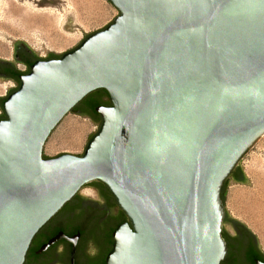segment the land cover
Wrapping results in <instances>:
<instances>
[{
    "label": "water",
    "instance_id": "95a60500",
    "mask_svg": "<svg viewBox=\"0 0 264 264\" xmlns=\"http://www.w3.org/2000/svg\"><path fill=\"white\" fill-rule=\"evenodd\" d=\"M109 1L112 23L35 62L2 104L0 264H24L41 229L98 181L130 222L107 264H222L223 229L234 235L224 219L250 230L227 194L251 186L239 162L264 136V0ZM97 90L112 107L97 108L84 154L45 159L52 132Z\"/></svg>",
    "mask_w": 264,
    "mask_h": 264
},
{
    "label": "rangeland",
    "instance_id": "374dc122",
    "mask_svg": "<svg viewBox=\"0 0 264 264\" xmlns=\"http://www.w3.org/2000/svg\"><path fill=\"white\" fill-rule=\"evenodd\" d=\"M60 13L65 14L62 27L59 25ZM119 15L109 0H0V61H14L18 41L25 43L39 59L48 58L50 53L65 54L78 47L87 36L107 27ZM17 68L25 72L23 65L17 64ZM14 85L0 79V99L6 98L16 88ZM1 116L3 110L0 107ZM100 124L71 111L47 140L44 158L63 153L83 155ZM239 164L251 186L230 185L227 209L232 218L247 225L260 239L264 250V136Z\"/></svg>",
    "mask_w": 264,
    "mask_h": 264
},
{
    "label": "flooded vegetation",
    "instance_id": "af4514ba",
    "mask_svg": "<svg viewBox=\"0 0 264 264\" xmlns=\"http://www.w3.org/2000/svg\"><path fill=\"white\" fill-rule=\"evenodd\" d=\"M55 59L59 57L35 58L31 50L17 44L14 61H0V79L13 82L18 89L20 77L30 72V65L37 61ZM17 64L23 65L25 72L19 71ZM16 73H19L18 79ZM91 97V101L99 107H112L109 95L103 90L93 92ZM84 100L72 112L97 122L102 120L101 115L92 110L93 102ZM236 172L237 170L231 176L234 182H237L234 178ZM97 183L90 187L95 194L92 198L83 196L81 190L41 229L30 246L24 264H107V258L114 247L115 231L124 223L130 222L107 186L100 181ZM90 185L92 183L85 187ZM224 221L232 227L234 235L231 239L223 229L227 254L222 264H255L257 260L264 263L256 239L241 225L226 219ZM59 235L60 238L54 244L40 252Z\"/></svg>",
    "mask_w": 264,
    "mask_h": 264
},
{
    "label": "trees",
    "instance_id": "16d2710c",
    "mask_svg": "<svg viewBox=\"0 0 264 264\" xmlns=\"http://www.w3.org/2000/svg\"><path fill=\"white\" fill-rule=\"evenodd\" d=\"M57 57V56H56ZM60 58V57H59ZM30 66H32V65H30ZM31 68V67H30ZM16 78L18 79L19 78V73H16ZM19 86H20V84H19ZM19 86H18V88H19ZM103 91H105V90H103ZM106 92V91H105ZM107 93V92H106ZM108 94V93H107ZM91 95H92V93L88 96V97H86L85 98V100L84 101H86V100H90L91 101ZM7 98H5V99H3V100H0V107H1V109L3 110V108H2V104H3V102L6 100ZM89 101V102H90ZM91 102H93V104H92V106H91V108H92V110L94 111V112H96V109L99 107L98 106V104L97 103H94V101H91ZM95 115H97V114H95ZM1 118H3V119H6V115H5V113H4V111H3V116L1 117ZM2 119V120H3ZM46 159V158H45ZM237 170V169H236ZM233 175V174H232ZM231 175V176H232ZM231 178V177H230ZM230 178L224 183V186H223V189H222V199H223V201H224V191L226 190V188H227V186H228V184H229V182H230ZM234 178H235V180L238 182V183H243L245 180H244V176H243V173L242 172H236V174H234ZM248 232L256 239V241H258L257 240V237L250 231V230H248ZM261 256H262V259L264 260V253L261 251ZM260 261V260H259ZM262 262V261H261ZM256 264V263H255Z\"/></svg>",
    "mask_w": 264,
    "mask_h": 264
},
{
    "label": "bare ground",
    "instance_id": "6f19581e",
    "mask_svg": "<svg viewBox=\"0 0 264 264\" xmlns=\"http://www.w3.org/2000/svg\"><path fill=\"white\" fill-rule=\"evenodd\" d=\"M51 12H53L52 10H51ZM50 14V13H49ZM60 16H59V25L62 27L63 26V24H64V22H65V14L64 13H60L59 14ZM58 25V24H57ZM66 41H67V39H66Z\"/></svg>",
    "mask_w": 264,
    "mask_h": 264
},
{
    "label": "crops",
    "instance_id": "0c3cea01",
    "mask_svg": "<svg viewBox=\"0 0 264 264\" xmlns=\"http://www.w3.org/2000/svg\"><path fill=\"white\" fill-rule=\"evenodd\" d=\"M236 220V219H235Z\"/></svg>",
    "mask_w": 264,
    "mask_h": 264
}]
</instances>
